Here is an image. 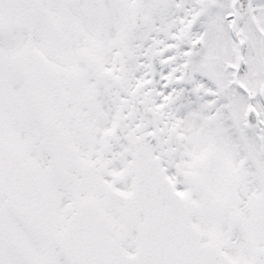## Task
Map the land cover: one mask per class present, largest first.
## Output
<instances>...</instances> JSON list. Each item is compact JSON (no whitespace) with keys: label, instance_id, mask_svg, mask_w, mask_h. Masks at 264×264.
Segmentation results:
<instances>
[{"label":"snow or ice","instance_id":"obj_1","mask_svg":"<svg viewBox=\"0 0 264 264\" xmlns=\"http://www.w3.org/2000/svg\"><path fill=\"white\" fill-rule=\"evenodd\" d=\"M0 264H264V0H0Z\"/></svg>","mask_w":264,"mask_h":264}]
</instances>
